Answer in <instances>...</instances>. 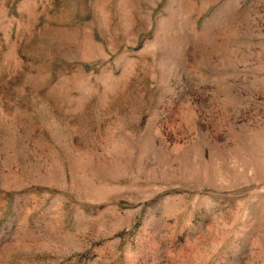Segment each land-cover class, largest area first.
<instances>
[{
	"label": "rangeland",
	"instance_id": "rangeland-1",
	"mask_svg": "<svg viewBox=\"0 0 264 264\" xmlns=\"http://www.w3.org/2000/svg\"><path fill=\"white\" fill-rule=\"evenodd\" d=\"M0 264H264V0H0Z\"/></svg>",
	"mask_w": 264,
	"mask_h": 264
}]
</instances>
